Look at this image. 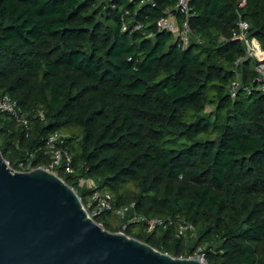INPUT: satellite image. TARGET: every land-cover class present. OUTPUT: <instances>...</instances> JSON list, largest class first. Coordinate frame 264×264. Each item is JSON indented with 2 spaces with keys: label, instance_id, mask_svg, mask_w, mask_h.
I'll return each mask as SVG.
<instances>
[{
  "label": "trees",
  "instance_id": "obj_1",
  "mask_svg": "<svg viewBox=\"0 0 264 264\" xmlns=\"http://www.w3.org/2000/svg\"><path fill=\"white\" fill-rule=\"evenodd\" d=\"M189 1L187 17L178 0H0V97L30 119L0 110V148L14 170L45 166L62 131L74 172L58 175L84 204L88 179L116 208L135 203L96 217L106 229L174 257L264 264V92L233 34L247 20L264 49V0ZM167 11L188 44L159 28ZM133 213L173 225L149 231ZM184 222L195 229L179 236Z\"/></svg>",
  "mask_w": 264,
  "mask_h": 264
},
{
  "label": "water",
  "instance_id": "obj_2",
  "mask_svg": "<svg viewBox=\"0 0 264 264\" xmlns=\"http://www.w3.org/2000/svg\"><path fill=\"white\" fill-rule=\"evenodd\" d=\"M0 264H203L112 232L64 178L14 170L0 148Z\"/></svg>",
  "mask_w": 264,
  "mask_h": 264
},
{
  "label": "built area",
  "instance_id": "obj_3",
  "mask_svg": "<svg viewBox=\"0 0 264 264\" xmlns=\"http://www.w3.org/2000/svg\"><path fill=\"white\" fill-rule=\"evenodd\" d=\"M178 4L176 8H179L183 13L188 17L190 10V1L189 0H178ZM246 0H242L241 6H244ZM158 26L160 29L167 30L169 32L181 35L185 45L190 41V28L188 22H185L182 28L179 27V24L170 13L163 15L161 20L158 22ZM250 23L246 20H241L238 24V29H236L233 34L234 37L240 39L247 50L246 57H251L257 60L259 63L256 64V69L258 72L257 80L261 82L260 89L264 92V49L260 43V41L251 35L249 32ZM230 95L231 97H236L237 92L241 86L239 78L234 79L230 84ZM0 110L11 113L14 119L25 128H28L30 125V119L23 112V108L20 107L18 102L12 98L10 95H3L0 97ZM42 119H44L43 113H41ZM67 138V134L64 132L56 131L52 132L47 136L46 142L48 143L51 162L48 165L41 166L47 168L48 170L56 173L58 175V171L63 169L66 173L74 172L73 167V159L70 157L67 146L65 145ZM10 165V162H8ZM20 170V171H28ZM59 176V175H58ZM63 178V177H62ZM87 185H89L92 189V194L90 200L87 204H84V207L88 210L89 215L94 219L101 215L106 211L116 210L118 216L121 219L127 218L132 210L135 207V203L122 205L120 207L114 206V198L110 191L101 190L97 187L95 181L88 179L86 180ZM133 221H141L145 222L148 225V230H153L157 227H167L173 225V220L170 218H162V217H149L147 218L145 215L133 213L132 216ZM101 224V223H99ZM102 225V224H101ZM195 226L193 223L184 222L180 224L178 228V235L184 236L188 231H194ZM185 257H190L198 260L200 263L209 264V259L206 255L204 248H197L193 250L189 255ZM181 257V258H185Z\"/></svg>",
  "mask_w": 264,
  "mask_h": 264
},
{
  "label": "rangeland",
  "instance_id": "obj_4",
  "mask_svg": "<svg viewBox=\"0 0 264 264\" xmlns=\"http://www.w3.org/2000/svg\"><path fill=\"white\" fill-rule=\"evenodd\" d=\"M120 219V218H119Z\"/></svg>",
  "mask_w": 264,
  "mask_h": 264
}]
</instances>
